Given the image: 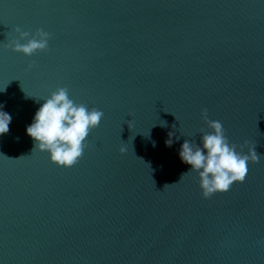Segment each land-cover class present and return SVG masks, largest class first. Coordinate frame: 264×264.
I'll use <instances>...</instances> for the list:
<instances>
[{"label": "water", "instance_id": "1", "mask_svg": "<svg viewBox=\"0 0 264 264\" xmlns=\"http://www.w3.org/2000/svg\"><path fill=\"white\" fill-rule=\"evenodd\" d=\"M0 88V264H264V0H0ZM58 88L103 112L72 167L26 134ZM205 112L258 155L207 198L178 155Z\"/></svg>", "mask_w": 264, "mask_h": 264}, {"label": "clouds", "instance_id": "2", "mask_svg": "<svg viewBox=\"0 0 264 264\" xmlns=\"http://www.w3.org/2000/svg\"><path fill=\"white\" fill-rule=\"evenodd\" d=\"M16 31L19 37L13 41L14 51L31 57L48 47L50 34L44 30L38 29L35 34L19 28ZM43 100L32 123L26 126V134L32 138L34 149L46 151L53 163L72 167L82 157L90 130L100 125L103 112L77 104L65 88L56 89ZM204 118L211 131L201 136L199 144L184 140L178 155L182 163L190 165L189 171L198 173L202 193L207 198L217 192H227L235 182H242L248 174L249 162L258 160V155L255 148L246 154L237 151L225 135L222 123L209 121L206 112ZM11 121V115L0 105V135L8 133ZM172 135L169 133L167 146L173 143Z\"/></svg>", "mask_w": 264, "mask_h": 264}, {"label": "snow or ice", "instance_id": "3", "mask_svg": "<svg viewBox=\"0 0 264 264\" xmlns=\"http://www.w3.org/2000/svg\"><path fill=\"white\" fill-rule=\"evenodd\" d=\"M3 90H4L3 88H0V91H3ZM248 171H250V169H248ZM246 178H247V175L245 176L244 180H246ZM244 180H243V181H244ZM243 181H242V182H243ZM229 190H230V189H229Z\"/></svg>", "mask_w": 264, "mask_h": 264}]
</instances>
